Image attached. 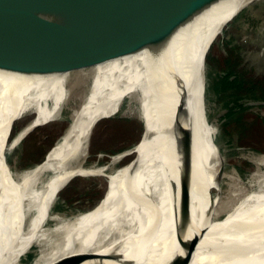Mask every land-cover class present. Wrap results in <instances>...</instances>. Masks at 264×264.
Masks as SVG:
<instances>
[{"label":"bare ground","instance_id":"6f19581e","mask_svg":"<svg viewBox=\"0 0 264 264\" xmlns=\"http://www.w3.org/2000/svg\"><path fill=\"white\" fill-rule=\"evenodd\" d=\"M250 1L219 0L181 25L158 48L96 64L82 100L71 109L69 126L40 163L17 180L12 172L8 175L0 159V264H15L31 242L42 238L41 227L62 185L74 176L102 173L100 166L77 165L91 124L113 115L123 98L133 96L140 103L145 131L139 143L115 158L127 153L134 157L106 174L109 190L97 207L55 228L51 250L41 264H53L68 254H85L75 264H169L173 256L183 253L174 235L187 240L200 230L203 235L189 264H264V177L221 219H213L219 191L210 199L206 190L209 185L219 189L223 160L209 145L208 123L197 107V89L192 90L200 84L199 91L203 90L205 42ZM64 78L65 74L0 70V149L7 150L30 128L49 120L63 99ZM27 110H33L35 117L7 143L11 123ZM182 132H187L184 153L177 146ZM180 163L189 179L192 228L187 224L180 229ZM44 173L48 177L35 186Z\"/></svg>","mask_w":264,"mask_h":264},{"label":"rangeland","instance_id":"374dc122","mask_svg":"<svg viewBox=\"0 0 264 264\" xmlns=\"http://www.w3.org/2000/svg\"><path fill=\"white\" fill-rule=\"evenodd\" d=\"M214 37V35L209 36L208 41L205 42L206 50ZM223 41L241 44L242 64L247 65L248 75L253 77L252 81L261 80L264 73V0H251L235 17L227 22L211 44L206 55L220 54L221 56L224 53L221 49ZM205 49L204 52L201 50L203 55L206 52ZM74 72V74L70 72L65 76L64 96L58 108L53 111L49 118L50 121L47 120L37 125L15 145L11 146L12 148L0 149V159L5 155L10 170L17 180L43 160L45 153L59 141L69 126L71 109L82 100L91 75L89 69ZM207 72L208 69L205 65L204 110L213 125L210 126L208 123V140L209 137L215 136L218 149H214L221 155L223 163L220 167L222 176L219 180V189L209 185L206 191L210 199H213L212 196H216V192L219 191L217 210L213 216V219L218 220L238 201L239 197L256 190L257 181L264 177V165L260 164L264 161V101L244 102L239 117L241 125H235L233 121L223 124V120L220 118L225 111L217 106L213 95H210L206 90ZM80 75L81 77H79ZM200 85L192 89H197V107L199 109L203 107V90L199 91ZM258 93L259 90H256L255 94ZM187 95L188 93L185 95L186 98ZM179 100L180 104L184 101L182 96ZM46 105L50 108L52 102L48 100ZM138 109V101L134 96L125 97L113 115L99 119L89 134L84 155L77 165L84 169L100 166L102 167V174L106 175L128 163L134 154L127 153L118 158L115 157L130 151L140 136L141 121ZM34 117V111L27 110L14 120L7 143L29 125ZM48 175L49 173L42 174L37 179L35 186L39 187ZM107 189V178L101 174L78 175L70 178L58 189L51 203L48 216L41 227L42 238L31 242L18 257L15 264H34L38 257L41 258L36 263L41 264L45 260V254L51 250L49 244L56 237L55 228L66 224L73 217L89 210L95 204L97 205L92 209L97 207L107 195L109 190ZM104 190L105 193L98 202ZM236 192L239 193L234 196L233 194ZM31 214L32 212L25 219L24 229L28 225Z\"/></svg>","mask_w":264,"mask_h":264},{"label":"water","instance_id":"95a60500","mask_svg":"<svg viewBox=\"0 0 264 264\" xmlns=\"http://www.w3.org/2000/svg\"><path fill=\"white\" fill-rule=\"evenodd\" d=\"M217 1L219 0H0V70L30 75L65 76L79 70L89 69L91 72L93 66L107 60L144 48H158L181 25ZM243 8L232 14L220 31ZM216 37L208 45L203 59V107L205 58ZM139 105L138 101V107ZM203 107L202 118L210 124ZM140 114L139 111L141 133L136 143L141 140L146 127ZM97 121L91 124L89 134ZM186 135L187 132H182L177 145L181 153L188 149ZM214 137H209V145L218 149ZM2 161L10 176L11 170L5 155ZM100 174L106 178L105 174ZM178 180L180 229L187 224L192 228L194 222L188 223L189 179L181 163ZM104 193L105 190L98 202ZM202 235L200 230L198 234L184 240L176 233L175 241L183 253L173 256L169 264H189ZM81 258H85V254H68L53 264H75Z\"/></svg>","mask_w":264,"mask_h":264},{"label":"trees","instance_id":"16d2710c","mask_svg":"<svg viewBox=\"0 0 264 264\" xmlns=\"http://www.w3.org/2000/svg\"><path fill=\"white\" fill-rule=\"evenodd\" d=\"M240 45L223 41L221 49L224 53L221 56L208 54L205 58L208 69L206 90L213 95L217 106L225 111L220 118L223 124L233 121L235 125H241L239 117L244 102L264 101V73L261 80L252 81L247 65L242 64ZM256 90H259L258 94H255Z\"/></svg>","mask_w":264,"mask_h":264}]
</instances>
